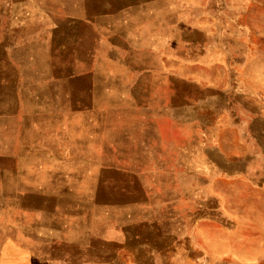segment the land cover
<instances>
[{
  "label": "rangeland",
  "instance_id": "rangeland-1",
  "mask_svg": "<svg viewBox=\"0 0 264 264\" xmlns=\"http://www.w3.org/2000/svg\"><path fill=\"white\" fill-rule=\"evenodd\" d=\"M0 264H264V0H0Z\"/></svg>",
  "mask_w": 264,
  "mask_h": 264
},
{
  "label": "crops",
  "instance_id": "crops-1",
  "mask_svg": "<svg viewBox=\"0 0 264 264\" xmlns=\"http://www.w3.org/2000/svg\"><path fill=\"white\" fill-rule=\"evenodd\" d=\"M101 60L106 61L107 59L106 58L102 59V57H98L97 59L93 58L91 61L96 62V61H101ZM120 66H123V69H120L121 71H119L118 73L117 72H111V71H109V72L104 71L105 76L107 77V79L110 82L119 83V85L122 83V85H124L125 87L130 88L131 87V82H130V85H129L128 77H131V76L133 77L134 73H138V71H135L132 68L130 69L124 63L121 64ZM98 72H100V71H98ZM98 72L95 71V73H93L94 74L93 75L94 78H93V82H92L93 86H95L96 79L99 77L98 75H95V74H98ZM147 76L149 77V72H147ZM135 84L136 85L139 84V80L138 79L135 82ZM69 115H72V114H69ZM29 213H30L31 216L34 215L33 211H31V212L29 211ZM29 213L25 212V216H27L26 214H29ZM34 237L37 239V242H38V240H40L39 232H35ZM21 253H22V251H21Z\"/></svg>",
  "mask_w": 264,
  "mask_h": 264
},
{
  "label": "trees",
  "instance_id": "trees-1",
  "mask_svg": "<svg viewBox=\"0 0 264 264\" xmlns=\"http://www.w3.org/2000/svg\"><path fill=\"white\" fill-rule=\"evenodd\" d=\"M251 178V177H250ZM254 179L251 178V181H253Z\"/></svg>",
  "mask_w": 264,
  "mask_h": 264
}]
</instances>
